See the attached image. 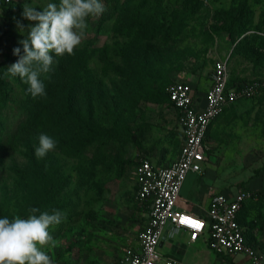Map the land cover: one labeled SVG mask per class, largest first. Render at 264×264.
<instances>
[{"label": "rangeland", "instance_id": "obj_1", "mask_svg": "<svg viewBox=\"0 0 264 264\" xmlns=\"http://www.w3.org/2000/svg\"><path fill=\"white\" fill-rule=\"evenodd\" d=\"M184 1L189 3L134 0L132 5L149 7L147 15L154 12L152 21L143 24L151 30L164 21L162 17L166 24L174 20ZM240 1L198 0L197 9L183 19L180 28L167 35L157 32L151 39L150 33H136L139 40L131 43L124 37L133 25L131 14L113 12V0H101L105 11L99 17L87 18L86 36L74 54L68 55L67 68L69 75L75 71V118L89 125L85 139L89 143L80 145L84 139L80 135L75 138V148L83 150L75 160L54 150L48 152L51 159L43 158L44 188L61 187L54 202L70 195L74 204L69 216L49 229L58 241V246L47 250L53 264H121L126 252L134 249L135 236L145 220L144 212L129 211L135 193V167L144 156L167 167L175 161L180 147L171 105L146 101L155 96L151 85L163 80L166 87L187 82L203 91L218 60H227L233 80L264 79V48H257L252 39L235 42L222 31L224 13L235 12ZM25 3L42 10L49 3L59 5L60 0H0V65L7 88L5 105L0 109V140L9 137L23 117L20 104L24 93L11 90L21 79L5 73L19 59L13 49L20 47L23 55L19 41L33 23L22 19ZM247 4L253 13V26L264 24V0H247ZM191 7L188 4L186 8ZM17 21L25 25L23 35ZM104 47L108 48L105 60L101 55ZM60 58L53 57L54 66ZM84 61L86 67H82ZM236 105L238 114L217 136L201 174L207 197L239 192L247 189L248 182L250 188L264 189V93ZM35 142L30 144L32 148ZM4 143L7 145L0 150V209L12 219L39 191L31 176L18 184L14 172L27 165V144L13 146L8 138ZM78 165L93 172L92 177L80 181ZM202 204L198 201L196 207ZM254 208L257 234L264 236V195ZM258 250L264 264V249L260 246ZM208 252L195 256L194 263L210 264ZM225 261L234 263L233 259Z\"/></svg>", "mask_w": 264, "mask_h": 264}, {"label": "built area", "instance_id": "obj_2", "mask_svg": "<svg viewBox=\"0 0 264 264\" xmlns=\"http://www.w3.org/2000/svg\"><path fill=\"white\" fill-rule=\"evenodd\" d=\"M227 60H218L212 67L210 85L205 93V106L198 109L195 90L186 82H173L166 88L169 102L176 111L182 146L177 159L169 166H154L145 157L134 171L135 201L147 205V222L137 233L138 247L130 249L121 264H184L174 257H165L159 249L165 230L169 235L185 234L188 244L204 239L207 248L217 256L245 257L248 264H263L260 251L251 246L238 222L242 204L255 200L243 189L232 196H210L205 217L177 208L181 190L190 174H201L209 146L206 133L211 123L229 105L264 93V79L229 86Z\"/></svg>", "mask_w": 264, "mask_h": 264}, {"label": "trees", "instance_id": "obj_3", "mask_svg": "<svg viewBox=\"0 0 264 264\" xmlns=\"http://www.w3.org/2000/svg\"><path fill=\"white\" fill-rule=\"evenodd\" d=\"M133 1L134 0H113L112 4H110V9L113 12L131 14V22L133 25L130 26L131 29L124 32V37L129 39V43L134 40H139L135 36L136 33L140 36H144V34L149 35L150 33L149 37L151 39L156 37L157 32L161 33L163 31L167 35L168 32L180 28L183 19L197 9L196 2L198 3V0H186L189 3H185L184 1L180 11L174 15V20H171L170 23L166 24V18L162 17L164 21L149 30L146 29L143 24H145V21L147 20L148 23L152 21L154 12L147 15L146 8L149 7H144L143 4H140L135 8L132 5ZM188 4L192 6L190 9L186 8ZM252 14L253 13L247 4V0H241L235 12L224 13L222 31H224V33L235 42L238 41V43L242 44L249 41V39H252L253 43L256 42L258 44L257 48H264V24L253 26ZM251 31L252 33H250ZM107 52L108 48L105 47L101 51L104 60L108 57ZM60 59L61 61L55 64V66H51L52 70L47 74L49 79H45L43 75L40 77L45 84L46 95L32 98L30 94H26L28 85L25 83L22 84L20 80H17V83L11 88L12 92L20 89V91H23L24 93V99L20 104L23 117L19 121L17 128L9 137H2V140H0V150L7 145V143H4V140L7 138L13 146L22 143L27 144L25 154L27 165L24 168L15 169L14 172L18 179V184L25 181L28 176H31L32 179L37 182V189L39 191L37 196L33 195L30 198L33 199V201L29 202L28 200L23 204L19 210V216L21 218H27L28 215H30L29 209L31 208H38L40 212L46 211L49 214H52L53 211H59L64 217H67L74 205L70 195H66L57 202H54L55 198L59 196L61 187L54 188L51 186L48 191L44 188L46 178L44 164L46 163L43 162V158L38 159L35 155V149L39 146L40 134H46L53 138L56 141L54 151L73 160L79 158L80 155L83 154L82 149L75 148V138L80 135V139H84L80 145L82 143H89V140H85L88 137L89 125L81 123V121L75 118V71L72 70L73 73L71 75L68 73V54H65ZM82 67H86V61L83 62ZM3 73L2 66L0 65V109L5 105L6 101L7 88L4 83L5 76ZM244 82L249 81L239 79L233 80L229 69V86L240 85ZM151 88L153 89L155 96L146 98L147 102L154 104L166 102L170 104L166 92V82L164 80L155 82L153 86L151 85ZM1 125L2 123H0V127ZM36 139H38V141ZM34 141H36V147L32 148L30 144ZM46 157L51 159V156L48 157V153L45 158ZM49 165L50 164H47L48 168ZM77 172L80 181L84 182L86 178H90L93 175V172H89L82 165H78ZM49 173L53 174V172ZM252 193L257 200L263 196L261 190ZM245 204L246 201L242 204L238 213L239 223L240 220H242V217L245 216L243 215L244 212H241L246 206ZM38 214L39 213H37V215ZM4 217L7 216L0 209V218ZM243 235L245 236L244 230Z\"/></svg>", "mask_w": 264, "mask_h": 264}, {"label": "clouds", "instance_id": "obj_4", "mask_svg": "<svg viewBox=\"0 0 264 264\" xmlns=\"http://www.w3.org/2000/svg\"><path fill=\"white\" fill-rule=\"evenodd\" d=\"M104 11L101 0H60L59 5L49 3L42 10L25 3L22 19L33 23L27 27V36L19 41L23 55L20 47L13 49V55L19 59L7 67L5 75L18 76L28 85L26 94L32 98L46 95L40 77L49 79L53 57L73 55L86 36L87 18L99 17ZM16 24L23 35L25 25L21 21ZM55 147L53 138L40 134L35 155L42 159ZM29 212L27 218L18 215L0 218V264H53L47 250L58 246V241L49 229L58 226L65 217L59 211L49 214L38 208Z\"/></svg>", "mask_w": 264, "mask_h": 264}, {"label": "crops", "instance_id": "obj_5", "mask_svg": "<svg viewBox=\"0 0 264 264\" xmlns=\"http://www.w3.org/2000/svg\"><path fill=\"white\" fill-rule=\"evenodd\" d=\"M209 85H210V80H209V83L204 87L203 91L194 89L195 90L196 106L200 110L203 109L205 106V93H206V90H207ZM251 99L238 100L234 104L229 105L227 108H225L224 112L211 123V125L209 126L207 133H206V142H207V145L209 146V152L207 153V159L203 164V170H202L201 174L206 169V163L208 161L211 149L215 145L214 142H215L217 136L222 132L223 128L226 125V122L232 121L233 119H235L236 115L238 114L237 111H238L239 106H237L236 104H238L239 102L248 101ZM172 109L176 115L175 109L173 107H172ZM176 121H177V119H176ZM179 134H180V147L178 148L177 154L174 158L175 160L177 159L178 154H179L180 149H181V146H182V136L180 133V129H179ZM145 158L148 161H150L152 165L161 166V165H158L156 162H154L153 159H151L149 157H145ZM201 174H198V175L191 174L187 177V180L184 183L183 188L181 190L179 201L177 202V208L181 211H184V212H188V213H191V214H194L197 216L205 217V210L208 206V202H209L210 197H207L204 186H202V185H204V177H201ZM134 184H135V180H134ZM248 184H249V182L247 183L246 187L251 192H255V191H259V190L264 191V189L260 188V187L250 188L248 186ZM135 189H136V184H135ZM236 193L225 192V193H221V194H224L227 196H232ZM216 194H220V193H216ZM256 200L257 199L246 201V204H245L246 206L241 211V212H244L243 215H245V216L242 217V220H240V225L245 232L246 241L251 246H253L257 249L260 246L263 247V249H264V236L257 234V233H259L258 232L259 227H258V225H256V221H255L256 214H255V208H254V204H255ZM198 201L203 203L202 204L203 207H200V206L196 207V204ZM129 211L130 212H144L143 216H144L145 220H144V222L140 228V229H142L143 226L147 222V214H148L147 213L148 212L147 205H139L135 201V196H134V199H133V202L131 203V208ZM240 215H241V213H240ZM169 233H170L169 229H166L164 236L162 238L160 247H159L161 254L165 257L177 258V259L181 260L184 264H196L197 262L194 263V261H193V258L195 256H199V254L206 253V250L210 251L207 248L204 239H202V238L197 240L193 244H188L185 234L181 233V234H177V235L171 237V235H169ZM136 236H137V234H136ZM136 236H135V240H134V248L138 247V242H137ZM208 253H210V256H209L210 264H219L222 261L227 263V264H241V263L248 264L247 259L241 255L217 256L214 253H212L211 251ZM263 256H264V254H263ZM226 259H233L234 263H231L229 261H225ZM197 264H200V263H197Z\"/></svg>", "mask_w": 264, "mask_h": 264}]
</instances>
